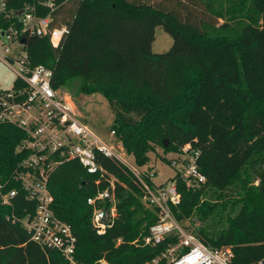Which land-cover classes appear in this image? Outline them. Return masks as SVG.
Returning <instances> with one entry per match:
<instances>
[{"label":"trees","instance_id":"16d2710c","mask_svg":"<svg viewBox=\"0 0 264 264\" xmlns=\"http://www.w3.org/2000/svg\"><path fill=\"white\" fill-rule=\"evenodd\" d=\"M28 1L32 0L15 3L20 8ZM71 1L75 2L74 10L64 9ZM58 3L56 24L66 25L69 33L58 48L48 38L30 39L27 47L33 63L54 71L52 83L57 90L69 89L68 80L74 78H106L104 82L111 89L113 85L131 87L132 92L147 93L162 105L178 102L182 96L179 102L186 107L188 129L169 115L148 125L151 108L116 104L110 99L115 120L121 125L118 134L129 130L120 138L126 137V150L139 166L149 162L148 153L154 150L150 143L161 144L168 152L177 153L187 145L199 150V167L207 183L188 189L178 181L182 202L173 209L176 218L183 223L197 219L199 227L190 230L205 245L231 246L233 264H264V0H246L242 15H229L223 25L226 32H235L234 38L214 43L203 42L204 35L196 27L180 23L170 14L157 13L151 5L136 0ZM206 3L210 8L222 4L220 0ZM159 28L173 40L168 52L153 51ZM190 71L199 74L192 91L185 81ZM82 86V92L88 88ZM112 130L117 135L116 128ZM25 138L17 127L0 122L2 180L10 178L27 157L17 152ZM97 160L107 172V179L89 174L78 161H69L61 164L50 180L53 210L73 227L78 239L75 260L78 264L152 261L166 245L156 249L133 245L157 222L156 214L142 203L139 182L117 159L98 154ZM248 168L256 170L260 199L254 207L250 200L242 201L245 210L240 209L235 216L232 209L225 214L217 200L224 201L225 208V202L234 199L225 192L240 185L239 177ZM111 179L118 216L112 228L98 235L88 200L110 190ZM10 189L18 194L10 201L12 215L0 213V264H70L60 253L44 251L32 241L19 220L32 214L35 205L18 185L13 183ZM209 192L218 193L219 198L207 195Z\"/></svg>","mask_w":264,"mask_h":264},{"label":"built area","instance_id":"2783aa9c","mask_svg":"<svg viewBox=\"0 0 264 264\" xmlns=\"http://www.w3.org/2000/svg\"><path fill=\"white\" fill-rule=\"evenodd\" d=\"M15 1L0 0V62L16 78L12 89L0 88V122L17 127L26 137L17 152L26 153L27 157L14 171L12 182L35 205L32 214L19 220L32 235V241L44 251H56L70 264H78L75 260L78 239L73 227L53 210L50 180L55 170L69 161H78L89 174H100L107 179V172L97 160L100 154L117 159L130 171L142 189V203L157 216L148 234L133 242L137 247L153 249L166 245L159 256L145 264H233L235 255L231 246L205 245L176 218L173 210L182 202L179 180L188 189H197L207 183L199 167L200 151L191 145L181 148L170 160L175 177L164 185L154 183L157 172L144 173L130 166L108 142L78 118L70 98L53 87L54 71L44 65H35L29 55L30 39L48 38L52 46L58 48L69 33L66 25L56 24L58 0H32L20 8ZM110 135L114 137L115 131ZM13 183L0 185V193L9 205L18 194L16 189L8 190ZM110 186V190L101 191L88 200L94 210L92 224L98 235L112 228L118 216L113 179Z\"/></svg>","mask_w":264,"mask_h":264},{"label":"rangeland","instance_id":"374dc122","mask_svg":"<svg viewBox=\"0 0 264 264\" xmlns=\"http://www.w3.org/2000/svg\"><path fill=\"white\" fill-rule=\"evenodd\" d=\"M137 2L151 5L157 13L162 12L174 16L175 20L180 23L190 24L192 27H196L204 35L203 42L214 43L222 42L227 39H233L235 32H226L223 28L225 20L229 15H235L240 17L246 8V0H220L221 6H212L206 3V0L201 2L193 0H136ZM74 1L68 2L64 9H73ZM74 10V9H73ZM172 38L163 30H156V41L153 46V51L156 53L168 52L172 47ZM198 71H190L186 75V84L190 86L192 91L198 82L199 76ZM15 75L7 68L3 63L0 62V88L3 90L12 89L15 82ZM106 78L99 79L98 81L84 80L82 78H74L68 80V88H61V94L70 98L74 104L76 114L78 118L90 126L96 131L108 144L113 147L116 153L120 154L125 158L128 164L140 171L147 173L148 171L157 172L154 183L157 185L167 184L171 179L175 177L176 171L170 167V160L176 157L175 152H168L163 145L154 144L152 145V151L148 153L149 162L144 166H139L136 163L135 157L132 154H128L126 150V137L121 139V135H124L129 130H120L121 134H118V130L121 125L115 120V112L110 104L112 99L116 104L133 103L141 104L142 107L151 108L152 115L148 120V125H151L153 120H159L166 115L172 116L174 120L182 126L184 129H188L186 123L187 110L184 105L179 101L182 100V96L178 102H174L169 105L159 104L157 101L152 99L147 93L138 94L131 91V87H122L120 85H108L105 84ZM88 88H84L83 85ZM112 90V91H111ZM190 95V93H189ZM112 128H116L117 135L111 137L110 133ZM174 150V149H172ZM256 170L248 168L239 177V183L245 188L246 193L241 192V187L234 185L225 192V195L233 197L229 203L225 202V208L222 200H217L218 205L221 209H225V214L232 209V216H235L240 209L245 210L244 202L250 200V205L254 207V203L260 199L257 194L256 188L259 185L257 180ZM0 176V185L8 182L13 183V177L6 180H2ZM10 186V185H9ZM240 193V195H239ZM207 195L219 198V194L215 192H209ZM208 199H210L208 197ZM243 199V200H242ZM11 205L6 204L3 196L0 193V213L5 217L11 214ZM211 224H214L211 222ZM185 225L191 230H195L199 227L200 223L197 219L193 222H185ZM226 225V224H225ZM218 227V225H216ZM60 259L61 257L58 256ZM62 259V258H61ZM63 260V259H62Z\"/></svg>","mask_w":264,"mask_h":264},{"label":"water","instance_id":"95a60500","mask_svg":"<svg viewBox=\"0 0 264 264\" xmlns=\"http://www.w3.org/2000/svg\"><path fill=\"white\" fill-rule=\"evenodd\" d=\"M19 15H21V13H19ZM26 41L25 40H23V43H25ZM168 143H169V141L168 140H166V141H164V145L165 146H167L168 145Z\"/></svg>","mask_w":264,"mask_h":264}]
</instances>
